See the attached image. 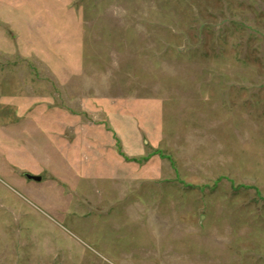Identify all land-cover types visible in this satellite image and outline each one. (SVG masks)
Segmentation results:
<instances>
[{"label":"rangeland","instance_id":"rangeland-1","mask_svg":"<svg viewBox=\"0 0 264 264\" xmlns=\"http://www.w3.org/2000/svg\"><path fill=\"white\" fill-rule=\"evenodd\" d=\"M0 264H264V0H0Z\"/></svg>","mask_w":264,"mask_h":264},{"label":"water","instance_id":"water-1","mask_svg":"<svg viewBox=\"0 0 264 264\" xmlns=\"http://www.w3.org/2000/svg\"><path fill=\"white\" fill-rule=\"evenodd\" d=\"M27 177L29 179H33V180H37V181H40L42 179L41 176H38V175H32V174H27Z\"/></svg>","mask_w":264,"mask_h":264}]
</instances>
